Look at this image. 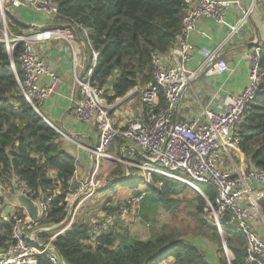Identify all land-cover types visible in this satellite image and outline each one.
<instances>
[{
  "label": "built area",
  "instance_id": "1",
  "mask_svg": "<svg viewBox=\"0 0 264 264\" xmlns=\"http://www.w3.org/2000/svg\"><path fill=\"white\" fill-rule=\"evenodd\" d=\"M184 1L186 13L178 42L168 51L174 63L167 65L162 60V55H153V81L145 87L135 88V92L140 94L142 99L144 114L129 121L123 128L115 125L112 110L121 104L132 90L121 97L123 100L119 103L115 102L121 98L112 103L106 100L103 96L104 89L92 83L97 53L91 47L88 30L65 19L60 14L58 6L51 0H0V43L5 45L10 56L22 95L63 137L74 139L73 135L50 122L41 107L55 91L58 79L55 72L38 56L35 44L38 41L57 39L65 41L72 47L77 33L81 31L84 34L83 38L90 51L84 73L79 71L81 66L79 54L74 49L72 53L73 76L80 89V96L74 104L75 115L83 122H92L96 125L99 142L89 149L90 159L94 164L93 172L74 195L82 193L83 196L80 198L82 199L99 191L102 184L100 185V181L97 180V175L102 160L124 164L127 169L125 175L129 179H141L143 181L141 184L145 186L139 194L127 199L121 214L107 212L91 222L88 240L90 246L99 245L101 238L110 233L120 216L125 217L129 211H136L139 208L150 183L162 185L161 181L154 180V176L158 175L166 179L179 180L200 191L207 200L208 210L211 211L210 217L214 219L220 234L224 236L222 218L227 217V223L244 239L248 261L264 264V238L254 226L258 219L264 220L260 207V201L264 199V169L240 171L231 154L233 150H240L239 130L244 123L249 104L259 91L260 61L264 45L255 46L247 54L250 62L249 85L238 95L227 97V108L218 112L206 110V122L196 119L178 122L173 117L184 92L195 78L203 73L222 75L230 71L229 64L218 53L211 51L204 53L205 59L199 67L190 69L185 65L184 60L188 58L191 49L190 36L197 30L201 18H213L219 23L226 24L229 29L226 37L228 40L241 30L256 5L261 7L264 19V0H252V5L234 24L225 18V8L231 3L230 0ZM24 6L68 23L16 34L12 28H17L9 24V14H14L15 8ZM18 47H21L17 59L22 76L17 72L13 59ZM44 77L49 78V82L42 83ZM161 94L165 99L163 108L160 107ZM117 139H122L125 144H131L129 147L124 146L122 154L112 153V146ZM228 161L231 169L225 170L222 164ZM200 184L210 186L214 190L216 197L213 202L207 198ZM7 192L31 197L32 190L19 177H15L14 190L0 180V222L12 227V241L7 247L0 249V264H38V256L44 253H49L50 259L59 264L54 252L48 248H39L28 239V234L32 230L46 225L44 220L52 209L53 200L59 194V189H54L40 199H34L39 208L36 219H33L25 208L19 211L22 207L12 204L6 196ZM71 195L68 197V205ZM72 223L73 221H70L63 231L54 233L47 241L40 240L39 234L35 235V238L44 243H53ZM223 247L228 264H232L233 256L226 241L223 242Z\"/></svg>",
  "mask_w": 264,
  "mask_h": 264
},
{
  "label": "trees",
  "instance_id": "2",
  "mask_svg": "<svg viewBox=\"0 0 264 264\" xmlns=\"http://www.w3.org/2000/svg\"><path fill=\"white\" fill-rule=\"evenodd\" d=\"M51 1L65 19L88 30L91 47L97 53L92 83L104 89L103 96L111 103L153 81L152 57L168 53L177 44L186 13L184 0ZM9 24L18 29L25 27L14 14H9ZM20 51L21 47H18L13 59L22 76L17 59ZM260 66L259 91L249 104L239 130L240 152L256 169H264V50ZM160 103L165 106L162 94ZM62 139L63 136L22 95L10 56L5 45L0 43V180L14 190L15 177L21 178L36 200L59 189L45 224L60 223L66 218L68 197L79 188L73 182L76 158L63 147ZM154 180L161 181L162 185L150 183L143 200L152 193L157 208L170 210L178 202L176 196L191 188L179 180L158 175ZM119 181L125 182L116 180L105 190L113 188ZM141 183L143 181L137 179L136 184L130 186L135 188ZM200 187L213 202L214 190L204 184ZM139 193L137 190L135 194ZM197 200L199 211L203 213L207 201L202 196ZM260 207L264 214V199L260 201ZM104 209L115 213L118 207L109 204ZM155 215L152 212L142 214L145 221L153 220ZM227 221V217L222 218L226 244L233 256L232 264H255L248 261L243 237ZM201 226L204 234L217 242L221 263L228 264L217 226L207 224V221H202ZM60 230L43 232L40 237L47 241ZM11 235V225L0 222V249L10 244ZM88 240L89 224L74 221L69 229L56 237L54 244L70 264H160L169 256L175 258L174 264H211L199 247L173 234L155 231L147 239L134 238L118 246L112 233L104 235L95 247L90 246ZM49 256V253L39 255L38 264H57Z\"/></svg>",
  "mask_w": 264,
  "mask_h": 264
},
{
  "label": "crops",
  "instance_id": "3",
  "mask_svg": "<svg viewBox=\"0 0 264 264\" xmlns=\"http://www.w3.org/2000/svg\"><path fill=\"white\" fill-rule=\"evenodd\" d=\"M230 1L231 3L225 8V18L229 23L234 24L244 15L245 10L252 5V0ZM14 16L17 21L25 26L24 28H17L22 31L21 34L23 32L29 33L38 29L62 26L68 23L63 19L53 17L45 12L37 11L26 6L15 8ZM228 31L229 29L226 24L219 23L213 18L205 17L201 18L197 30L191 34V49L188 52V58L184 60L188 68L195 69L199 67L205 59L204 53L206 51H211L218 53L220 57L229 64L230 71L222 75L203 73L195 78L184 92L173 115L175 121L184 122L196 119L200 120V122H206V110L216 112L224 110L227 108V97L238 95L249 85L250 62L247 54L255 46L264 45V19L261 7L256 5L241 30L231 39L227 40ZM35 49L38 56L55 72L58 79L55 91L44 103H42L41 107L50 122L64 129L65 132L70 133L74 137V139L63 137L62 144L63 147L76 158V172L73 182L80 187L93 172L94 164L90 159L89 149L98 144L99 131L94 123L83 122L75 115L74 104L75 100L80 96V89L76 85L73 76L72 53L74 49L79 54L81 60L79 71L84 73L90 53L89 47L85 43L83 33L79 31L72 47L65 41L54 39L51 41L36 42ZM162 60L167 65L174 63L168 53L162 55ZM49 80V78L44 77L42 83H47ZM136 89L132 90L130 93L135 92ZM130 93L125 96L121 104L112 110L115 125L117 127L123 128L129 121L134 118L142 117L144 114V106L140 94L136 92L133 94ZM122 100L123 98L117 100L115 103H119ZM160 107L163 108L164 105L161 106L160 103ZM130 145L129 143L125 144L122 139H118L112 146V153L118 154L121 152L122 154L124 146L129 147ZM235 156L238 160L236 162H239L241 166L245 168L251 167L252 169L253 165H251L244 153L235 150ZM108 163H114L119 167H113L112 169ZM222 165L225 170L231 169L230 161L224 162ZM126 172L127 169L124 164L117 165V162L102 160L97 175V180L100 181V185L102 184V188L95 194L89 197H83L79 200L74 210V221L87 222L90 227L91 222L96 220L94 217L99 216L98 218H100L107 213L103 212V209H96V213L91 211V213L95 215L91 221L90 217H88L87 220L84 218L80 220L75 219V213L80 208L86 209L89 203H91L92 207L95 200L104 197L102 195L105 194L106 187L116 180L121 179L125 181L124 185L126 184L125 186L127 188L122 191L128 192V195L130 193L134 195L139 189V186L135 188L130 186V183L127 181H131L132 179H129V177L125 175ZM136 182L137 179H134L133 183L136 184ZM105 198L106 197L103 199ZM108 200H112L109 204L115 206L112 197ZM19 211L21 210L19 209ZM254 226L259 235L264 238V220L258 219L255 221ZM110 233L113 234V237L117 238L115 242L117 246L122 242H128L135 238L126 235L123 239L118 241V235L115 234L116 232L111 230ZM192 243L197 247H201L196 242ZM201 248L205 251V256L211 264H219V259L217 257V253H219L218 247L213 245L211 239L207 247L204 246ZM174 263L175 258L169 256L160 264Z\"/></svg>",
  "mask_w": 264,
  "mask_h": 264
},
{
  "label": "rangeland",
  "instance_id": "4",
  "mask_svg": "<svg viewBox=\"0 0 264 264\" xmlns=\"http://www.w3.org/2000/svg\"><path fill=\"white\" fill-rule=\"evenodd\" d=\"M231 154H232V157L234 158L233 160L235 164L237 165L240 171L244 172L246 170L251 169V167L245 168L241 166L239 162H236L238 160L235 156V150L231 151ZM108 165H110L112 169L113 167L114 168L119 167V166H116L114 163L112 164L108 163ZM117 165H121V164L117 163ZM127 182L132 184L134 182V179H132L131 181H127ZM125 185H124V182L119 181L117 184H115L113 188L107 189L105 191V194L102 195L106 197L105 199H103L104 197L98 198V200H95V203L92 205V207H91V203H89L87 204L86 209L80 208L75 213V219L80 220L84 218L87 220L88 217H90V221H91L92 218L95 216L91 213V211H94V213H96L97 212L96 209H103L104 210L103 212H107L104 209V207L109 206V204L107 203V200L110 199V197L113 198V202L115 206L118 207L115 213L121 214L123 206L127 203V199L133 195L132 193L128 195L127 194L128 192L122 191L123 189L127 188ZM144 189H145V186L143 184H140L138 190L140 191ZM200 196H202L200 191L196 190L193 187L187 188L184 190V192L176 196V198L178 199V202L175 203V206H173L170 210H167L160 206L157 208V205L153 202L152 193H149L147 199L142 201L141 205L136 211L131 210L129 211L128 214L125 215V217L120 216L119 219L116 221V224L114 228H112V230H114L116 232L115 234L118 235V241L120 239H123L126 235H129L130 237L139 238V239L148 238L153 233H155V231H157L160 233L173 234L178 238H182L185 240L188 239V241L190 242H196L201 247H204V246L207 247V245L210 243V239L208 236L204 234V231H203L204 228L201 226V224H202V221H207V224L208 223L214 224V219L210 217L211 211L208 210V205L206 206V208H204L203 213H200L199 208H198L199 203L197 200V197H200ZM75 201H76V195H74L73 193L69 200L68 210H71L72 205L74 204ZM74 210L75 208L72 211L71 221H74L73 219ZM143 212H146V213L152 212V214L156 213L155 218L151 221H148V220L145 221V219L142 216ZM98 217L96 216L94 217V219H98ZM65 228H63V230ZM40 234H39V239L42 240L40 237ZM223 237L224 236L222 235L220 237L222 243L226 241V240L223 241ZM211 242L213 243L215 247L216 246L218 247V244L215 240L211 239ZM201 247L199 248L205 254V251ZM217 257L219 259V264H222L220 263L221 256L219 253H217Z\"/></svg>",
  "mask_w": 264,
  "mask_h": 264
},
{
  "label": "water",
  "instance_id": "5",
  "mask_svg": "<svg viewBox=\"0 0 264 264\" xmlns=\"http://www.w3.org/2000/svg\"><path fill=\"white\" fill-rule=\"evenodd\" d=\"M12 31L16 34H20L22 31L12 28ZM121 180V179H119ZM101 187L98 189L100 190ZM7 198L10 200V202L12 204H14L15 206L18 207H22L25 208L29 215L33 218L36 219L39 215V208L37 203L34 201L33 198H31L28 195H24V194H14L11 192H7L6 193ZM83 196V194H79L76 196V201L74 202V204L72 205L71 210L67 211V215L66 218L61 221L60 223H56V224H46L44 226H41L39 228H36L34 230H32L29 234H28V239L29 241H31L34 245H36L39 248H48L49 250H51L52 252H54V254L57 256L58 258V262L59 264H70L66 261V259L63 257L61 251L56 247V245L53 243H44L39 241L37 238H35V235L43 233V232H49V231H55L58 229H62L65 228L71 221V217H72V211L75 208V206L77 205L78 200ZM202 196L204 197V195L202 194Z\"/></svg>",
  "mask_w": 264,
  "mask_h": 264
}]
</instances>
